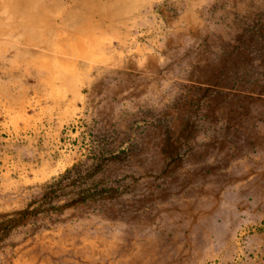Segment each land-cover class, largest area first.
<instances>
[{
    "label": "rangeland",
    "instance_id": "obj_1",
    "mask_svg": "<svg viewBox=\"0 0 264 264\" xmlns=\"http://www.w3.org/2000/svg\"><path fill=\"white\" fill-rule=\"evenodd\" d=\"M0 264H264V0H0Z\"/></svg>",
    "mask_w": 264,
    "mask_h": 264
}]
</instances>
